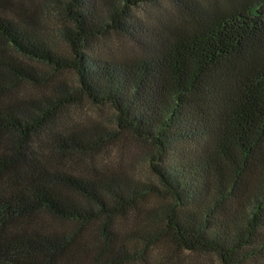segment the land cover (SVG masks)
<instances>
[{
    "label": "trees",
    "instance_id": "1",
    "mask_svg": "<svg viewBox=\"0 0 264 264\" xmlns=\"http://www.w3.org/2000/svg\"><path fill=\"white\" fill-rule=\"evenodd\" d=\"M159 1L0 0V264H127L118 220L151 197L131 240L264 264V0H166L184 22L154 30ZM84 100L110 119L69 125ZM122 136L154 180L84 162Z\"/></svg>",
    "mask_w": 264,
    "mask_h": 264
},
{
    "label": "rangeland",
    "instance_id": "2",
    "mask_svg": "<svg viewBox=\"0 0 264 264\" xmlns=\"http://www.w3.org/2000/svg\"><path fill=\"white\" fill-rule=\"evenodd\" d=\"M17 1L25 4L38 3V0ZM198 1L208 3L209 1L221 2L222 0ZM136 12L154 30L158 27L162 29V26L167 25L177 26L184 22V18L177 8L166 0H160L158 4L154 5L141 6ZM94 51L109 59L131 58L142 53V49L138 45L115 35L97 41L94 45ZM54 76L55 81L60 79L71 81L73 78V74L68 71ZM22 92L33 93L36 90L29 87ZM112 113L113 110L109 105H93L84 100L64 110L63 118L69 125L90 124L96 121L106 122ZM145 151L146 147L135 139L122 136L117 143L83 161L98 167L123 170L133 177L154 180L148 166L143 162ZM159 203H161L160 200L151 197L141 204L140 211L136 215L131 214L118 220V234L122 238L130 239L128 248L131 252V260L127 264H219V261L212 254L177 252L166 240H160L152 245H144L138 240H131L133 232L141 233L146 230L148 219H146L145 213Z\"/></svg>",
    "mask_w": 264,
    "mask_h": 264
}]
</instances>
